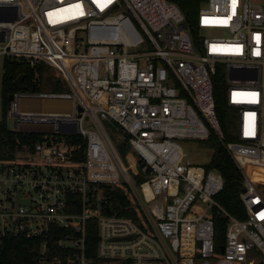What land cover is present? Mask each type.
Listing matches in <instances>:
<instances>
[{
  "label": "built area",
  "instance_id": "1",
  "mask_svg": "<svg viewBox=\"0 0 264 264\" xmlns=\"http://www.w3.org/2000/svg\"><path fill=\"white\" fill-rule=\"evenodd\" d=\"M6 60L46 66L68 92L10 98L25 138L0 162V264L7 236L32 241L23 264H264V179L248 174L264 170V0H207L195 24L170 0H0V89ZM212 138L242 173L243 220L217 200L224 178L179 144ZM121 190L131 216L116 209Z\"/></svg>",
  "mask_w": 264,
  "mask_h": 264
},
{
  "label": "trees",
  "instance_id": "2",
  "mask_svg": "<svg viewBox=\"0 0 264 264\" xmlns=\"http://www.w3.org/2000/svg\"><path fill=\"white\" fill-rule=\"evenodd\" d=\"M176 3L181 10L185 13L187 21L190 22V14L192 9H200L202 4L207 0H170ZM4 74L1 85V102L3 117L0 121V162L12 159L15 153L16 142L18 139H24L22 134L12 131L8 127L7 110L10 102V98L18 92L14 85L15 80L23 75L25 77L24 84L28 87V92L41 93L42 88L40 80L47 69L46 66L39 64L36 67H30L29 65L19 61L4 62ZM54 92L62 93L63 84L56 80V84L53 86ZM218 117L223 128L225 124L223 122V115L228 114L226 110L225 102L221 104L217 101ZM229 115V114H228ZM214 142V156L208 166L209 170L218 172L225 181L224 189L217 197L221 206L232 216L239 219L245 218L244 208L240 200V194L243 190V176L236 163L233 161L230 154L226 149L217 142L215 138H212L210 142ZM127 143H123L120 146V150H127ZM251 168V167H250ZM250 177L258 182L264 179V170L251 168L248 171ZM128 197L125 196V191H117L113 197L116 209L123 210V207L127 209L123 210V214L131 216L132 211L128 208L130 204L129 193ZM217 230V243L221 246L224 243V238L227 230V222L225 220H215ZM96 238L95 232H88V238ZM32 241H29L22 237L7 236L2 243V260L3 264H23L25 258L31 253Z\"/></svg>",
  "mask_w": 264,
  "mask_h": 264
},
{
  "label": "rangeland",
  "instance_id": "3",
  "mask_svg": "<svg viewBox=\"0 0 264 264\" xmlns=\"http://www.w3.org/2000/svg\"><path fill=\"white\" fill-rule=\"evenodd\" d=\"M206 6V2L202 4V8ZM200 9H192V12L190 14V22L191 24H195L197 22V18L199 15ZM202 36L205 38H216L218 37L217 32L214 30H203ZM56 75L54 71L47 68L42 76V79L40 80V85L42 88L41 93L45 94H59L54 92V85L56 84ZM62 93L68 92L66 87L63 85L62 87ZM1 91V89H0ZM216 99L221 104L225 102V89L222 84V82H219L216 84ZM21 108L25 111H33V112H70L71 111V103L69 101H53V100H38V99H22L21 102ZM223 122L225 124L224 130L226 135L228 136L229 141H235L234 140V134L236 132V125L235 123L230 119V116L228 114L223 115ZM8 127L10 130L15 131V125L13 120L8 119ZM109 135L111 138L114 139L113 133L109 131ZM218 142V141H217ZM219 143V142H218ZM180 147L186 153L187 160L192 165H199V166H207L210 164V162L213 159L214 156V142H199L194 140H185L179 142ZM128 151H130V148L128 147L127 150H120L118 148V153L120 157L125 161V156L127 155ZM131 153V152H130ZM251 168H248V171ZM201 211H206L205 207L200 208ZM244 218H241L243 220Z\"/></svg>",
  "mask_w": 264,
  "mask_h": 264
},
{
  "label": "water",
  "instance_id": "4",
  "mask_svg": "<svg viewBox=\"0 0 264 264\" xmlns=\"http://www.w3.org/2000/svg\"><path fill=\"white\" fill-rule=\"evenodd\" d=\"M24 79H25V77L23 75H21L15 80L14 85L18 91L25 92L28 90V87L25 86V84H24ZM80 111H81V109H80Z\"/></svg>",
  "mask_w": 264,
  "mask_h": 264
},
{
  "label": "snow or ice",
  "instance_id": "5",
  "mask_svg": "<svg viewBox=\"0 0 264 264\" xmlns=\"http://www.w3.org/2000/svg\"><path fill=\"white\" fill-rule=\"evenodd\" d=\"M108 2H110V0H108Z\"/></svg>",
  "mask_w": 264,
  "mask_h": 264
}]
</instances>
